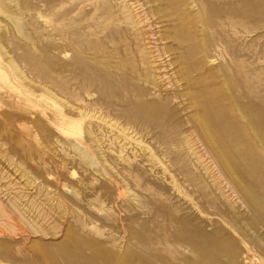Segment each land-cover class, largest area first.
I'll return each instance as SVG.
<instances>
[{"label": "rangeland", "instance_id": "1", "mask_svg": "<svg viewBox=\"0 0 264 264\" xmlns=\"http://www.w3.org/2000/svg\"><path fill=\"white\" fill-rule=\"evenodd\" d=\"M0 264H264V0H0Z\"/></svg>", "mask_w": 264, "mask_h": 264}]
</instances>
